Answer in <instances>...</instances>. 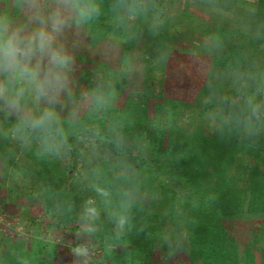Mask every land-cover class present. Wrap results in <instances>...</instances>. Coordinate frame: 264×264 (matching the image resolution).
Returning a JSON list of instances; mask_svg holds the SVG:
<instances>
[{
	"label": "trees",
	"instance_id": "1",
	"mask_svg": "<svg viewBox=\"0 0 264 264\" xmlns=\"http://www.w3.org/2000/svg\"><path fill=\"white\" fill-rule=\"evenodd\" d=\"M47 1L40 6V12L50 20L47 24H53L60 15L59 9L56 1ZM161 1L77 0L83 5V14L73 8L74 22L83 29L89 41L82 51H76L75 59L89 66L82 70L78 82L66 84L57 100L62 104L59 105L61 109L57 107L59 119L74 127H80L86 120L90 125L100 124L102 127L95 129L100 137L114 138L117 134L121 139L142 138L144 131L149 142L146 144L143 138L138 139L142 147L136 157L140 161L135 167L122 171L123 167L117 168L114 161H109L85 177H76L77 167L66 169L56 155L45 150L43 144L28 146L24 150L25 159L20 156L17 161L12 135L20 133L28 139L37 134L44 138L49 136L22 125V118L29 119L33 107L37 111L48 107L45 101L39 100L37 104V99L25 93L18 104L27 110V115H15L0 109V173L9 171L8 165L12 164L23 175H31L34 186L20 192L10 186V191L15 192L12 195L39 200L45 213L51 216L50 226L70 223L78 228L81 223L87 224L94 243L105 251L107 261L112 264H166L183 258H187L189 264H264V137L258 132L264 125V118L253 111L254 120L257 119L254 125L251 124L255 135L248 133L243 140L238 135L241 129L238 127H242V123H237L242 122L239 118L219 127L211 135L197 129L191 133L181 127L171 128L167 135L163 127H153V123L145 127V122L156 119L147 114L148 102L152 98L145 108L135 105L129 98L122 111L107 106L102 102L103 97L100 98L109 90L106 86L111 80L120 82L122 77L126 81L130 72L125 62L139 34L152 38L150 54L154 46L164 43V29L169 26V19L159 16V24L153 26L152 23L155 16L165 14ZM196 1L215 5L214 0ZM215 1L219 8L236 14V19L227 22L215 18L211 22L214 33L226 42L227 47L223 55L213 58L218 66L214 67L211 81L202 86L200 93L223 88L231 75L238 81L240 76H254L261 65L245 60V47L247 50H264V0ZM190 6L191 3L182 11L180 18L183 22L196 18ZM37 18L21 16L18 24L34 30L35 25L42 22ZM177 32L181 34L179 29ZM192 35V29L188 27L184 36ZM167 38H170L169 34ZM193 52L195 50L184 45L177 54L184 56ZM259 96L260 99L263 95L260 93ZM162 103L153 106L159 110L163 108ZM256 103L252 106L257 107ZM212 104L207 102L208 106ZM67 105L70 109L66 115L60 111H64L63 108L68 110ZM106 116L111 118L108 121L110 127H103ZM101 118L104 122L100 123ZM120 118L123 124L116 127ZM50 135L63 138L59 133ZM74 139L72 134L69 140ZM112 140L105 143L110 149L114 147ZM242 143L243 147L239 148ZM236 152L256 159L254 163L238 162V169L249 173L245 180L228 171L232 161L228 162L225 157L235 156ZM6 184L5 178L0 188ZM93 208H96L95 215L89 214L95 210ZM24 210L23 222L31 227L37 216ZM247 217L260 218L261 222L250 227L246 243H241L234 232ZM13 247L11 256L8 259L3 257L0 264H53L58 251L56 245L51 249L46 245L24 248L21 241L13 243Z\"/></svg>",
	"mask_w": 264,
	"mask_h": 264
},
{
	"label": "rangeland",
	"instance_id": "2",
	"mask_svg": "<svg viewBox=\"0 0 264 264\" xmlns=\"http://www.w3.org/2000/svg\"><path fill=\"white\" fill-rule=\"evenodd\" d=\"M54 1L57 2L60 13L54 21V23L59 25V30L53 33L55 38L54 45L62 47L64 53L70 57V64L64 70V75L66 76V84H71L70 82H78L77 78L80 79L82 70L87 69V66H89L82 62L79 63L75 59L78 55L76 51H82L89 38L83 29L74 22L76 17L72 10H67L66 0H51L52 3ZM148 1L142 0L144 3ZM46 2L48 1L0 0V23H3L9 31L23 28L26 32H31L33 30H30V28L19 26V17L26 16L34 19L38 16L37 19L42 22H38L34 30L43 27L47 31L53 32L54 23L51 24L49 22L47 24V20H50L44 18L40 12V6L45 5ZM160 3L165 14L155 16L152 19V23L153 26H157L160 22L159 16L161 18L165 16L164 20L169 19L170 24L169 26L166 25L164 29V34L166 35L164 43L162 42L164 45L160 43L154 46V51L150 54L152 38H146L139 34V37L131 45L129 58L125 62L126 69L130 72L129 76L125 82L122 77L120 82L111 80L106 86V90H109L100 97H103L102 102L107 106L108 104L114 106L117 111H122L129 98H132L135 105H142L143 108L147 106V101L152 98L148 102L147 110L148 108L149 110L147 114L156 119L145 122V127H149L147 125L153 123V127H163V132L167 135L171 128L175 127L184 128L191 133L197 129L205 135H211L224 124L234 123L235 118L242 120V122L237 121L238 124L242 123V127H238V129L241 128L238 133L241 140L248 133L252 132L255 135L254 130L252 131L253 127H251V124L253 123L252 125H254L255 121H257V119L254 120L255 114H253V111H256V115H260L261 119L264 118V50H247V47H245V60L254 61L253 63L257 66L261 65L254 76H249V74L240 76L241 80L238 81L233 78V75L227 78L230 74L228 73L225 78L230 81L226 82L223 88L220 87L209 92L200 93L202 86L211 81L214 67L218 66L213 62V58L223 55L227 47L224 44L226 42L221 41V38L214 33L211 22L215 21V18L224 19L228 22L230 19H236V14L219 8V3L215 0L216 6L209 2L201 4L196 0H163ZM190 3L189 9L194 12L197 19L193 18V20H188V23H186L180 17L183 9ZM239 16L242 17V15ZM129 17L132 18L133 16ZM15 18L16 20L14 21ZM252 21L256 22L255 19ZM188 27L192 29L193 35L186 38L184 35L187 34ZM177 29L180 30L181 34L177 32ZM168 34L170 38H167ZM227 44L230 46V42ZM184 45H187L189 49L195 50V52L184 56L178 55L177 51ZM46 64L47 58L45 57L42 65V74ZM4 81L5 76L0 75V88H3ZM260 93L263 96L259 99ZM154 96L155 98H153ZM59 97L58 94L54 99H39L45 101L48 107H54L58 118L57 107L58 109L62 108L59 107L62 104L57 102ZM33 99L35 100L36 98L33 96ZM39 100H37V104H39ZM164 100L165 105H163ZM207 102L213 103L212 106H208ZM254 102L258 103L257 107L252 106ZM156 103H162L163 108L156 110L155 106H153ZM0 109L15 115H27V110L19 104L14 105L6 92H0ZM32 109L33 113H29V115L31 114L29 118L39 115L42 111H37L34 107ZM69 109L70 106L68 110L63 108L64 111L60 112L67 115ZM147 114L146 116H148ZM257 118L259 120V116ZM94 120L95 118H93ZM100 120V123L104 122V118ZM88 121H84L80 127H74L68 122L64 123L62 118L59 119V134L63 136L60 139L55 135L45 136L44 138L42 134L34 135L33 138L28 139L29 137H23L20 133L14 134L11 137V142L14 144L15 150L12 152L17 157V161H19L20 156L25 159L24 150L28 146L33 147L43 144L45 150H48L52 155H56L66 169L70 170L72 166L77 167L79 172L74 173L76 177H85L87 173L94 171L102 163L109 161H114L117 168L123 167L121 168L122 171H126L130 166L135 167V163L140 161L136 157L140 154V147H142V143L138 139L142 140L143 138L146 144L149 142L145 138L144 131L142 138L121 139L117 134L114 138H105L100 137L97 130H95L96 127L102 126L100 124L97 126L96 123L90 125ZM105 121L106 124L103 127H110V122L108 121H111V118L106 116ZM122 121L123 119L120 118L116 127H121ZM142 121H145L144 118H142ZM137 126L140 127L139 125ZM259 128L258 132L264 137V125ZM79 133H82V135ZM72 134L75 135L76 139L70 141L69 138ZM111 139H113L111 143L114 144L112 149L115 150L110 149L105 144ZM242 147L243 143L239 145V148ZM225 159L228 162L232 161L228 168L229 173L233 176L241 175L242 180H245L249 173L244 172L241 168L238 169V162L242 160L240 164H244L246 161L254 163L256 160L254 156H244L242 152H236L235 156H228ZM8 167L9 171L0 173V183L5 178L7 181V184L0 188V261L3 257L8 259L13 253V243L21 241L24 248L29 249L37 247V245H46V248L51 249L53 245H56L58 251L53 259V264H112L111 261H107L105 251L94 243L91 237L92 233L87 230V224L81 223L78 228L70 223H62L61 226L57 227L50 226L51 216L45 213V208L42 207L39 200H28L22 196L14 197L12 194L15 192L10 191V186L14 188L13 190L20 192L26 187H33L34 181L31 180V175H23L14 165L12 166L11 164ZM75 167L74 169H76ZM24 209L32 211V215L37 216L31 227L23 222L26 212ZM93 209L95 210L89 214H97L96 208ZM23 211L25 212L23 213ZM260 222V218H245L234 232L238 235V241L246 243L250 227ZM41 255L43 256L44 254ZM168 262L166 264H189L187 258H183L179 262Z\"/></svg>",
	"mask_w": 264,
	"mask_h": 264
},
{
	"label": "clouds",
	"instance_id": "3",
	"mask_svg": "<svg viewBox=\"0 0 264 264\" xmlns=\"http://www.w3.org/2000/svg\"><path fill=\"white\" fill-rule=\"evenodd\" d=\"M67 10L73 8L82 15L83 5L77 0H66ZM59 30V25L53 24V32L45 28H37L26 32L23 28L9 31L0 23V75L5 76L4 86L0 92H6L12 103L18 104L25 93L41 98L54 99L66 88L64 70L70 64V57L62 47L54 45L53 33ZM47 64L42 65L44 58ZM21 123L32 130L46 135L59 133V118L54 107L43 109L39 115H34Z\"/></svg>",
	"mask_w": 264,
	"mask_h": 264
}]
</instances>
